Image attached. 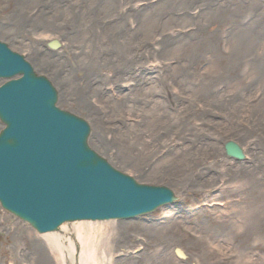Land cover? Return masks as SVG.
Returning <instances> with one entry per match:
<instances>
[{"label":"rangeland","instance_id":"obj_1","mask_svg":"<svg viewBox=\"0 0 264 264\" xmlns=\"http://www.w3.org/2000/svg\"><path fill=\"white\" fill-rule=\"evenodd\" d=\"M37 1L0 0V42L6 44L11 51L23 55L37 75L46 77L53 84L58 93L57 106L61 110L88 123L91 128L89 146L112 167L139 184L167 187L177 197V201L172 205L133 220L82 222L67 224L64 227H83L84 232L90 233L94 242L97 241L106 254L111 255L110 264H264V234L263 239H256V236L249 239L246 232L247 223L252 224L253 232L260 228V224L256 216L247 217V211L240 209L246 203L244 198L247 182L253 167L257 171L251 176L257 179L260 174L264 180V0ZM60 5L65 6L64 11H61ZM88 6V9L99 8L101 15L86 17ZM154 6L156 7L150 8ZM164 6L167 8L163 9ZM100 7L106 8L103 10ZM110 8L113 10L108 12ZM146 9L148 10L144 15L145 19H150L151 9L160 12L154 19L143 22L140 14ZM213 12L217 13L216 20L211 18ZM132 13L139 15L134 16ZM47 19L49 25L44 23ZM64 24L67 25L66 29L63 28ZM94 25V30L88 34L85 27ZM125 27L133 33L136 32L133 38L137 43L128 54H185L181 52L183 46L187 44L191 52L192 45L200 41V53L196 58H192L190 69L187 67L189 74L175 70L177 65L172 59L178 58L179 55H168L167 61H163L161 65L165 67L162 76L167 78L170 95L180 100L179 104L168 109L170 114L159 113V118L171 122L172 127L177 126L187 140L184 143L173 141L167 145L162 144L161 147L157 146L161 149L159 151L170 153L174 148L171 153H175L177 149L187 147L189 141L196 142V150L203 143L213 144L196 155L185 154L180 160L185 164L183 168L151 167L145 163V168L141 170L118 160L117 151L113 146H101L94 138V122L89 115L72 103L61 101L59 85L48 72L38 69L35 64L34 54H112L113 52L104 46L109 44L115 47V42L129 41L130 37L126 39V32L122 31ZM236 27L241 28L242 32L233 33ZM246 29L249 32L246 33ZM79 31L81 32L78 33ZM119 32L124 33L122 38L118 37ZM238 35L241 36L237 38ZM83 36L87 37L84 41H90L89 44L83 43ZM97 38L100 42L104 41L102 45H95ZM241 39L246 42L245 53L231 54L236 50V42ZM52 40H58L61 47L50 50L48 43ZM201 41L205 43L201 44ZM215 51L237 58L238 65L236 66L235 60L232 66L233 77L229 82L225 81L227 76L223 73L212 82L211 73L216 74V69L221 68L219 65L226 69L223 65L224 57L220 58ZM212 56L216 57L215 64L212 63ZM152 62L153 60H150L149 65ZM95 72L102 77L111 74L106 69H97ZM146 76V81L137 88L146 90L152 87L151 79L156 75ZM80 77L76 75V78ZM185 78L192 81L185 82ZM204 79L210 81L209 92L197 85L194 87ZM193 80H196V83ZM133 86L134 83L123 87L120 90L122 95L112 87L108 88V93L111 98L114 96V100H118L119 97L129 94V87ZM225 93V97L232 100L231 104H224L221 99ZM151 99H154V96L148 99L135 96L131 97L129 102L128 97L127 103L119 105L127 111H122L124 114L121 113V117L115 114L114 118L127 123L124 125V131L127 130L138 138L144 135L148 142L153 143L155 137H161L165 132L148 128L143 134L131 129L133 124L140 121H152ZM206 101H216L213 104L217 106L214 117L202 115ZM128 105H134L135 109L129 112L131 107ZM206 119L212 124L206 127L205 132L201 131V128ZM2 129L0 122V131ZM201 135H211L213 138H200ZM228 141L237 142L242 146L247 157L245 162L230 160L225 156L224 144ZM153 151V144L145 146L143 155L149 158V162L159 160V157L153 158ZM203 204L205 208L214 204L215 209L203 215L202 211H198V206ZM202 220L206 223L205 233L200 228ZM0 222L3 224L0 226V264H10L15 248L18 253L28 254L30 260L24 264H44L40 261L43 259H46L47 264H53L50 251L44 243L40 242L34 249L19 247L15 241L14 229L27 234L32 232L36 238L39 234L27 223L5 211L1 205ZM107 226L108 232L105 231ZM103 233L106 235L102 236ZM255 240L260 244L258 249L263 253H260L261 258L257 252L252 254V260L248 250ZM175 249H181L187 260L177 258ZM104 261V264H108Z\"/></svg>","mask_w":264,"mask_h":264},{"label":"water","instance_id":"obj_2","mask_svg":"<svg viewBox=\"0 0 264 264\" xmlns=\"http://www.w3.org/2000/svg\"><path fill=\"white\" fill-rule=\"evenodd\" d=\"M0 80H8L0 86V203L39 234L64 223L130 220L176 201L170 189L136 183L90 148V126L60 110L52 84L1 42ZM224 150L245 159L235 142Z\"/></svg>","mask_w":264,"mask_h":264},{"label":"bare ground","instance_id":"obj_3","mask_svg":"<svg viewBox=\"0 0 264 264\" xmlns=\"http://www.w3.org/2000/svg\"><path fill=\"white\" fill-rule=\"evenodd\" d=\"M38 2L39 1H37V3ZM60 6L61 11H64L63 9H65V6ZM156 6L150 8H155ZM88 8L89 6L87 7L86 17L93 18L99 17L101 15V10L99 8ZM100 8L105 10L104 8L106 7ZM165 8H167V6L163 7V9ZM148 9L140 14L143 22L149 21L152 18L154 19L160 12L159 10L151 9L152 11L149 10L150 19H145L144 15ZM158 9H160V6ZM73 10L74 8H72V11ZM110 10H113V8H110L108 12ZM132 15L135 16L139 14L132 13ZM59 17H61V15H59ZM211 18L216 20L217 13L213 12ZM213 22H211V24ZM44 23L45 25H49V19H47V21ZM68 25L70 24L68 23ZM144 25H142L143 28ZM123 27L124 25L121 28ZM211 27H213V25ZM63 28L66 29L67 25L64 24ZM94 28L95 25L92 27L86 26L85 31L89 34L90 31L94 30ZM143 28L142 30H144ZM122 31L126 32V39L130 37L129 41L126 40L122 43L115 42V47L107 44V42L104 44H107L106 46L103 45L104 47L108 48L110 52H113L112 54H34L35 64L38 69L48 72L54 82L59 85L61 91V96L59 97L61 101L67 104L72 103L81 111L89 115L91 120L94 122V132L96 134L94 135V138L99 141L101 146L107 148H112L113 146V149H116L117 151L118 160L126 165L141 170L145 168V163L151 167L157 166L168 168L171 166H177L183 168L185 167V164L181 163L180 160L185 156V154L196 155L200 153V151L204 152L209 147H212L213 144L210 142L203 143L201 144V147L196 150V142L189 141L187 147L184 149H177L175 153H171L174 148L169 151L170 153L164 150H162V152L159 151L161 149H159L157 146L161 147L162 144L167 145L173 141L184 143V141L187 140L185 135L184 137L182 136L183 133L177 129V126L172 127L171 122H165L159 118V113L170 114L168 113V109H170V107L174 106L175 104H179L180 100L179 98L172 97L170 95L169 85L166 82L167 78L165 79V77L162 76V70L165 69V67H161V65L163 61H167L166 58L168 55H179L178 58L172 59L173 62L175 60L174 64L177 65L175 70H182V73L189 74L190 71L187 70V67L190 69V65L193 63L192 58H196L197 54L200 53V51H198V45L200 41L196 45H192L191 52L186 46L187 44L183 46L181 52L183 51L185 54H148L147 56L146 54H128L137 43L136 39L133 38V35L136 34V32L133 33L132 30L127 27L122 29ZM138 32L142 33V31ZM239 32H242L241 28L239 27H236L233 31L235 34ZM247 32L249 31L246 29V33ZM83 33L85 32L83 31ZM123 36L124 33L119 32L118 37L122 38ZM239 36L241 35H238L237 38ZM82 38L84 44H89L90 41H84L87 39V37L83 36ZM98 41L99 38L95 40V45L97 43L102 45L104 42ZM72 43L74 44V42ZM204 43V41H201V44ZM245 44L246 42L244 39L238 40L234 46L236 47V50L231 54H244V50L246 49ZM215 54L219 53L215 51ZM219 56L220 58L224 57L223 65H225L226 69H223L222 65H219L222 69L219 67L216 69V74L213 75V73H211L212 82L217 79V76H219L220 73L226 74L227 77L225 78V81L229 82L233 77L232 66H234L235 60L236 66L238 65L237 58L232 57L230 54L222 55V53H220ZM148 58L149 61H147ZM212 59V63L215 64L214 61L216 60V57L213 58L212 56ZM150 60H153L151 65H149ZM97 69L109 70L111 74L102 77L99 75V73L96 74L95 71ZM77 74L81 77L76 78ZM146 74L156 75L152 77L153 79H151V81H153L152 87L146 90L137 88L142 82L146 81ZM183 81L189 82L192 80L185 78ZM193 81L196 83V80ZM133 83L134 86L132 88L129 87V94L119 97L118 100H114L116 99L114 96L112 98L110 97L111 95L108 93V88H116V92L122 95L120 90L123 87L126 88L131 86ZM209 84L210 81L208 79H204L202 82H197L194 87L197 85V87H201L204 91H206L209 89ZM209 91L210 90H208V92ZM181 92H183V89H181ZM135 96L146 97V99L150 97L153 98L154 96V99H151L153 106L150 110V113L152 114V121H140L131 126L132 130L142 132L143 134H145V131L148 128H150L152 131H164L165 134L161 137L159 136L160 138L155 137L153 143L152 141L148 142L144 135L138 138L137 136L132 135L130 132H127V130L124 131V125L127 123L120 122L118 119L114 118L115 114L121 117V113L124 114L122 111H127L126 109L119 107V105H122L120 103H127L128 97L130 98L129 102H131V97ZM225 96L226 93L225 95L221 96V99L224 100V104H231L232 100L227 99ZM215 102L216 101L205 102V105L203 106L204 110L202 112L203 116H206L207 114L214 117L215 110H217V106L213 105ZM128 107H131L129 112H132L135 109L134 105H128ZM125 119L126 118H124V120ZM211 124L212 123L210 120L206 119L203 121L201 131L206 132V127H210ZM200 138L211 139L213 137L211 135L209 137L208 135H201ZM149 144H153L154 151L151 154L153 158L159 157L157 162H149V158H147L146 155H143L145 153V146H148ZM139 146H141V148H139ZM256 171L257 170L255 167H253V169L250 171V173L252 172L251 175H254ZM250 179L251 176L249 180ZM2 225L3 224L0 222V226ZM105 231H109L108 226L105 227ZM14 232L15 241L19 244V247L24 246L26 248L34 249L40 244V242L44 243L50 251L51 261L53 264H104V260H106L108 264L111 262V255H107L105 250L101 248L98 243H96L97 241L94 242L90 233L84 232L83 227H78L77 229L62 228L59 233H46L39 235L38 238H36L32 232L27 234L20 232L18 229H14ZM104 235L106 234L103 233L102 236ZM37 256L39 255L37 254ZM29 260L28 254L18 253L17 248H15L14 256L12 257L10 264H24V262H28ZM40 261H42L44 264H47L46 259Z\"/></svg>","mask_w":264,"mask_h":264},{"label":"flooded vegetation","instance_id":"obj_4","mask_svg":"<svg viewBox=\"0 0 264 264\" xmlns=\"http://www.w3.org/2000/svg\"><path fill=\"white\" fill-rule=\"evenodd\" d=\"M250 176L248 178H250ZM244 200L246 201V203L244 204V206H241L240 209L247 211V213L249 214V216L247 217L256 216L257 222L260 224V226H258L260 228L256 230L255 232H253L251 229L252 224L247 223L246 225L247 235L249 239L253 236H256V239L258 238L263 239L264 237L262 238V235L264 234V180H263V177L261 178L260 174H258L257 179L251 176V179L248 180L247 189H246V197L244 198ZM235 217L236 216H234L233 219H235ZM205 226H206L205 220H202L200 222V228L202 229L204 233H205L204 231ZM259 245L260 244H258L257 240H255L253 244L249 245L248 254H249L250 259L254 260L252 254L256 252L261 258L260 253H263V252H260L261 250L258 249ZM262 245L264 246V242L262 243Z\"/></svg>","mask_w":264,"mask_h":264}]
</instances>
